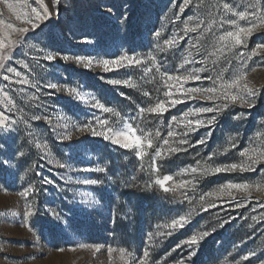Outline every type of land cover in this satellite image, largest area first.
I'll use <instances>...</instances> for the list:
<instances>
[{
	"label": "rangeland",
	"instance_id": "1",
	"mask_svg": "<svg viewBox=\"0 0 264 264\" xmlns=\"http://www.w3.org/2000/svg\"><path fill=\"white\" fill-rule=\"evenodd\" d=\"M13 2L21 5L26 2L36 7L33 0H13ZM45 3H50V0H45ZM199 3L200 0H193L189 8L181 11L180 5L183 4V0H61L59 14L36 34L35 41L30 39L29 43H36L37 47L48 46L50 50L62 49L68 54L80 55L97 53L100 56H104L105 53L118 55L122 50L132 49L141 57L149 53L155 55L158 62L164 61V67L174 71V66L182 62L189 50L193 52V57L197 61L202 58L196 54L195 49L191 48L192 43H197L194 38L199 33H189L180 41L178 48L168 49L163 53L154 45L159 43L163 46L165 39L184 36L185 23L192 27L195 23L205 20L207 18L205 6L214 5L217 0H205V6H201L198 14L196 5ZM108 8L113 9L111 15L105 14ZM122 15L130 17L127 26L121 23ZM189 17L194 19L190 21ZM2 18L14 22V17L6 10ZM79 20L87 22V27L83 31L91 33L89 38L94 41L93 45L80 42L82 39L80 31L75 34L68 31ZM156 31L161 32L159 40L153 35ZM201 39L204 40L203 47L211 51L213 39L211 37ZM260 41L259 35L254 36L249 43V50ZM25 51H28L27 48L18 51L16 58H24L22 53ZM34 55L43 54L35 50L29 52L30 64L32 63L30 58ZM40 65L42 67L30 70L22 68L13 61L11 66L17 67L22 72V77L35 78L40 80L41 84L49 81L57 82L59 79V82H67L73 87L82 86V91L102 99V102H106V106L120 111L124 116L135 115L133 101L146 99L141 95L143 91L152 93V103L156 102L157 96L163 98L162 92L156 91L158 84L153 81L152 76L142 79V70L129 73L142 86L139 91L125 87L119 89L133 98L130 101L121 97L112 85L100 79L101 76L105 79H126L124 70H121L118 76H114L113 73H105L99 69L87 70L65 64L63 61L46 62L41 59ZM249 65L248 79L257 87H264V58L253 57ZM189 67H199V64ZM153 75L158 81V74L153 72ZM8 83L0 76V87ZM201 84L206 86L207 82L189 81L186 86L194 87ZM19 89H23L24 92L18 93ZM6 90L10 91L18 106L24 108L28 118L32 115H48L52 118V123L29 120L31 129L21 123L18 125L20 128L18 134L6 136L3 140L7 150L5 156H0V159H5L16 150L23 151L24 157L19 159L18 166L14 158L7 170H0V213H3L0 215V264H123L119 248L123 247L129 251L142 249L147 233L167 231L157 226L170 223L171 219H176L180 215L188 216V214H191L188 226L169 238H159V247L153 251V260L156 264H174L175 260L187 254L186 250L172 253L171 250L175 245L201 231H209L211 235L199 246L198 254L192 258L193 264H260L264 261V222L259 221V215L264 209L257 207V203H264V190H253L248 198V204L242 208L221 204L215 198H209V201L215 202L217 206L204 212L202 207H206V203L202 205L199 201L200 195L228 181L247 180L252 184H264V181L259 179V173L209 176L202 181L196 192L189 193L193 198L191 203L187 200L180 202L178 195L164 193L158 186L154 190L143 187L147 176L138 171L139 161L134 154L90 134L79 143L61 141L56 135L57 115L64 119L78 118L79 122L86 121L93 114L114 119L110 114L73 102L66 94L59 93L48 98L43 95L40 97L47 105L45 110L44 107L37 108V101L27 100V96L35 92L31 85L11 83L10 89ZM49 91L52 90L41 89L42 93ZM203 103L205 102L187 101L166 113V119L156 120L150 127H145L142 118H138L134 126L144 129L145 132L154 133L157 130L156 125H159L161 134L166 136V121L170 120L172 115L179 116L189 108ZM236 110L241 109L238 106ZM0 111H4L13 119H18L21 115L8 113L2 103H0ZM248 111L250 119L242 125L232 121L229 115H225L215 128L207 147L198 145L195 149H189L186 154H178L172 158L167 164V169L170 171L162 173L161 178L163 174H170L176 181L188 179V176L179 175L180 169L195 165L197 158L202 159L214 149L223 147L226 137L237 130L247 141L256 130V123L264 117V96L259 97L255 109ZM29 131L33 132L37 140L48 144V153L36 149L35 142L29 143V140L33 139L27 136ZM203 134L204 130L199 134H193V143ZM21 144H23L22 148H20ZM244 146L245 144H241L240 147ZM197 153L200 154L199 157ZM238 159V151H232L220 157L218 162H236ZM59 164L71 167L60 168ZM84 167L93 169L104 167L107 171L103 173L77 171ZM69 175L72 176L71 182L67 180ZM108 176H112L113 180H108ZM43 177H48L54 183L41 184ZM84 178L99 179L103 183L98 185L76 183L77 180ZM30 185L39 188L32 203L34 207L40 209V214L29 218L26 226L23 218L25 203L18 194L24 187ZM88 192L93 193L98 200L102 196L100 204L95 208L85 209L80 204L79 193ZM240 196L241 194L238 193L237 199H240ZM48 208L61 213L62 220L59 226H55L56 222L51 215L46 214L45 210ZM253 216H256L257 220H253ZM225 220L229 222L223 228L217 227ZM66 222L70 223L71 227L65 228ZM33 224L35 227L29 231ZM213 229L216 230L212 231ZM79 245L88 247L81 248ZM93 245H101L102 250L96 253L91 247ZM108 247L117 249L111 257L107 253ZM250 251L256 252L257 255L243 260L242 257L247 256Z\"/></svg>",
	"mask_w": 264,
	"mask_h": 264
},
{
	"label": "snow or ice",
	"instance_id": "2",
	"mask_svg": "<svg viewBox=\"0 0 264 264\" xmlns=\"http://www.w3.org/2000/svg\"><path fill=\"white\" fill-rule=\"evenodd\" d=\"M36 7H32L26 2L22 5L14 3L13 0H0V76L4 81L9 83L0 87V103L8 113H20L18 119H13L10 115H6L4 111H0V156H5L7 146L3 143L6 136L18 134L20 128L18 125L24 124L29 129L32 128L29 120L46 121L52 123V118L48 115H32L27 117V113L23 107H19L13 96L10 94L11 83L31 85L35 92L27 96L28 101H37V108L47 105L41 101L40 97H51L56 94H66L67 98L78 104H84L91 109L99 110L102 113L110 114L114 119L102 118L93 114L86 121H79L78 118L73 119L57 115L56 135L61 141H75L79 143L81 139L87 135L102 138L105 141L117 146L119 149L128 151L134 154L139 161L138 171L147 176L143 187L148 190L159 188L164 193H172L178 195L180 202L187 200L192 202L190 192H196L197 188L202 184V181L209 177L219 174H257L259 179L264 181V117L256 123V130L244 140L243 135L239 130L226 137L223 147L214 149L202 159L197 158L195 165H188L180 169L179 175L188 176V179L174 180L173 175L163 174L167 171V164L178 154H186L189 149H195L196 146L207 147L213 132L221 119L225 115H229L231 120L242 125L250 119L248 110H253L259 103V97L264 96V87H257L248 79L249 61L253 57L260 56L264 58V0H217L214 5L205 6V0H200L196 5L197 13L201 6L207 8V18L195 23L189 27L185 23L184 36L179 38L172 37L163 41V46L156 43L154 47L161 53L168 49L178 48L181 40H184L189 33H199L194 39L197 43H192L191 48L196 50V54L202 58L197 61L193 57V52L188 51L187 56L183 57L182 62L174 66V71L164 67V61H157L155 55L151 53L140 56L132 49L122 50L120 54L105 53L104 56L96 55H80L68 54L64 50L51 49L48 46L37 47L36 43H29V40H36V34L41 32L47 24L52 22V18L59 14L61 0H50V3H45V0H33ZM193 4V0H183L180 5L181 11L189 8ZM21 8L25 10H20ZM215 9L214 11L212 9ZM243 9V10H241ZM7 11L14 17V22L5 20L4 11ZM113 9L108 8L106 15H111ZM130 17L122 15L121 23L127 26ZM194 17H189L193 20ZM18 22V23H16ZM87 27V22L79 20L68 29L69 32L75 34L80 31L82 34L81 43L93 45L94 41L89 37L91 33L83 31ZM153 35L159 40L161 32L156 31ZM259 35L260 42H257L254 47L249 50L251 39ZM211 37L213 44L211 51H207L203 47L204 40L201 38ZM27 48L28 51L22 53L24 58H16V54L21 49ZM33 50L42 53L43 55L31 56L32 63L28 62L29 52ZM205 52L207 54L205 55ZM108 57V58H105ZM46 62L63 61L65 64L75 65L79 68L93 70L99 69L105 73H113L118 76L121 70H124L126 79L108 78L101 76L100 79L112 85L117 89L118 94L126 100L132 101L133 98L125 91L119 90L121 87L140 90L142 87L132 75L129 74L135 70H142L143 78L148 76L153 77V81L157 82L156 91L162 92L163 98L157 96L156 102L152 103V93L143 91V98L140 101H133L135 104V115L124 116L120 111L112 107L106 106V102L96 96L86 93L81 90L82 86L73 87L69 83L57 82L40 83V80L35 78L29 79L27 76L22 77V72L15 66H11L13 61L15 64L22 66L24 69H34L42 67L40 60ZM199 64V67H189V65ZM255 71V69H253ZM158 74L159 80L156 76ZM15 78V79H13ZM189 81H205L207 85L187 87ZM41 89L52 90L42 93ZM18 93H23V89L17 90ZM187 101H203L205 103L200 106L189 108L181 115H172L170 120H167L166 136L161 134L159 125H156L157 130L145 132L144 129L134 126L138 118H142L145 127H150L156 120L166 119L165 114L176 106L184 104ZM147 105V106H144ZM241 109L237 111V107ZM63 120V123L59 121ZM62 129V130H60ZM182 129V130H180ZM204 130V134L196 139L193 143V134H199ZM27 136L32 137L29 143L35 142V148L48 153V144L37 140L32 131L27 133ZM245 144L244 147H240ZM23 144L20 145V148ZM232 151H238L239 159L236 162L219 163L220 157ZM199 157L200 154L197 153ZM24 157V152L16 150L14 153L7 155L5 159H0V170H7L11 165L12 160H17ZM147 161V164H146ZM59 163V162H58ZM60 168L70 165L59 164ZM81 172H106L104 167L95 169L84 167L78 169ZM108 180H113L112 176L107 177ZM136 179V177H133ZM69 182L72 181V176L67 177ZM41 184H52L54 181L48 177H43ZM77 184L83 185H98L103 181L99 179L84 178L76 181ZM7 190V189H5ZM253 190H264V184H252L247 180L242 182L228 181L222 183L216 189L209 191L199 196L201 204L206 203V207H202V211L207 212L209 209L215 208L217 204L210 202L209 198H215L221 204H230L236 208H242L248 204V198ZM39 192L38 187H24L19 192V197L23 198L25 203V211L23 218L26 226L29 223V218H34L40 214V209L34 207L32 201L35 199V194ZM241 194L240 199H237V194ZM81 199L80 204L85 209L95 208L100 204V200L91 193H79ZM75 200V195L73 197ZM242 201V202H241ZM257 207L264 209V203H257ZM46 214H50L56 222L55 226H59L62 220L61 213L53 208L45 210ZM16 215V213H12ZM3 215V213H0ZM190 216L180 215L176 219H171L170 223H165L162 227L167 231H155L146 234L144 246L142 249L127 250L119 248L120 259L123 264H156L153 260V251L159 247V238H169L179 230L184 229L190 223ZM257 220L256 216L252 217ZM231 220V217L229 218ZM229 220L219 223L217 227L223 228ZM259 221L264 222V212L259 215ZM35 225L29 228L32 231ZM64 227H71L70 223H65ZM213 229L212 231H215ZM211 235L209 231H201L198 234H192L186 239L181 240L171 250L175 253L177 250L181 252L187 251L186 255H182L175 260L174 264H193L192 258L198 254L199 246L206 241ZM79 247H88L87 245H79ZM95 252L102 250L101 245H93ZM62 251V249H61ZM117 249L112 247L107 248V253L116 252ZM256 252L250 251L247 256L242 257L247 260L249 257H255ZM260 264H264L261 261Z\"/></svg>",
	"mask_w": 264,
	"mask_h": 264
}]
</instances>
